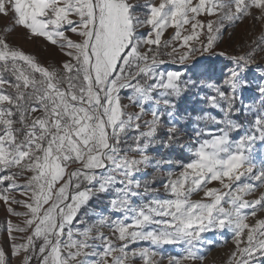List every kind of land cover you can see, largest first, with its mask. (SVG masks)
<instances>
[{
	"label": "snow or ice",
	"instance_id": "snow-or-ice-1",
	"mask_svg": "<svg viewBox=\"0 0 264 264\" xmlns=\"http://www.w3.org/2000/svg\"><path fill=\"white\" fill-rule=\"evenodd\" d=\"M0 17V203L18 221L0 264H160L169 245L168 264H203L210 233H231L226 264H264V31L216 51L226 27L264 24V0H0Z\"/></svg>",
	"mask_w": 264,
	"mask_h": 264
},
{
	"label": "rangeland",
	"instance_id": "rangeland-1",
	"mask_svg": "<svg viewBox=\"0 0 264 264\" xmlns=\"http://www.w3.org/2000/svg\"><path fill=\"white\" fill-rule=\"evenodd\" d=\"M8 21L4 17H0V28H2ZM264 31V24L259 22H253L251 19H246L243 22H237L231 27H226L223 34V40L218 44L216 48L217 52L224 51L228 54H238L240 51L247 50L246 45L253 39L258 38L261 32ZM170 33H166L165 38ZM12 43L23 48L26 52L35 53L41 60L42 63H56L57 61L63 59L62 55L57 49L50 45H45L42 40H29L23 29H17L12 36L10 37ZM202 62L198 65L199 71H207L213 76L214 79H222V73L225 70L226 65L231 66L224 57L208 56L204 58H199ZM258 62L264 64V60H260L258 57ZM175 67H179L178 65ZM258 75L257 72H249L247 78L252 83L253 90L255 89L256 83L258 82L255 77ZM127 103V100L124 101ZM185 107H190L188 104ZM129 111H135V108H130ZM214 115H217L213 111ZM187 153H185V156ZM256 158L257 162L260 159H264V145L257 143L256 145ZM178 171V169H177ZM23 183V180L20 181ZM17 199H23L19 193H14ZM198 199L199 197H193ZM106 202V201H105ZM92 207L99 210L96 201L91 202ZM17 207L18 211H23L24 209ZM13 219L14 222H18L17 218L9 217L5 211L4 205L0 203V246L5 247L7 250V234L5 229V221L7 219ZM251 221V218L249 220ZM209 239H212L215 243L212 245H204L202 254L205 255L206 259L203 264H226L229 254L234 250V245L232 243L231 233H227L225 236H220L217 234H206ZM226 241V242H225ZM39 245V242H38ZM134 247H148L146 242L135 245ZM158 252H162L164 259L160 260V256L156 257L157 260H160V264H168V257L170 256H180L183 254V248L180 246H164L161 249H157ZM10 264H17L16 258L10 257ZM32 264H37V261L34 259ZM133 264H142V261L137 258L133 261ZM200 264V262H196Z\"/></svg>",
	"mask_w": 264,
	"mask_h": 264
},
{
	"label": "trees",
	"instance_id": "trees-1",
	"mask_svg": "<svg viewBox=\"0 0 264 264\" xmlns=\"http://www.w3.org/2000/svg\"><path fill=\"white\" fill-rule=\"evenodd\" d=\"M186 104H188V105L191 107V101L186 102ZM186 104H185V105H186ZM185 157H187V155H186ZM175 158H176V157L173 156V159H175Z\"/></svg>",
	"mask_w": 264,
	"mask_h": 264
}]
</instances>
